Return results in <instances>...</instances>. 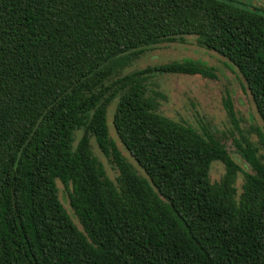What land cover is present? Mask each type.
<instances>
[{
	"label": "trees",
	"instance_id": "1",
	"mask_svg": "<svg viewBox=\"0 0 264 264\" xmlns=\"http://www.w3.org/2000/svg\"><path fill=\"white\" fill-rule=\"evenodd\" d=\"M243 1L0 0V264H264V132L233 134L234 153L162 112L153 78H216L202 62L125 74L195 37L237 69L264 124V0Z\"/></svg>",
	"mask_w": 264,
	"mask_h": 264
},
{
	"label": "rangeland",
	"instance_id": "2",
	"mask_svg": "<svg viewBox=\"0 0 264 264\" xmlns=\"http://www.w3.org/2000/svg\"><path fill=\"white\" fill-rule=\"evenodd\" d=\"M249 6L250 1H243ZM264 9V1L254 4ZM191 59L202 62L215 68L216 78H203L202 76L188 75H159L152 82L158 84V89L166 94L167 101L163 102L162 112L176 121H186L196 128L207 124L210 129L223 138L229 151L235 153L233 134L248 136L252 141L258 142V130L264 132V124L260 119L254 105L250 91L235 67L223 56L214 51L200 47L195 37H186L185 43H165L150 48L125 74L148 67L159 66L171 62ZM230 104L235 113L236 122L230 118L226 103ZM115 105L109 110V124L112 135L115 137L112 121ZM122 151V144L118 142ZM235 160L245 170L250 171L246 163L236 154ZM111 179L115 180L118 172L113 165L101 158ZM225 173L222 164H215L212 170V179L219 181ZM239 179V187L242 185ZM61 200L71 213L69 196L65 188L59 184ZM78 224V222L76 221ZM81 227V226H80Z\"/></svg>",
	"mask_w": 264,
	"mask_h": 264
}]
</instances>
